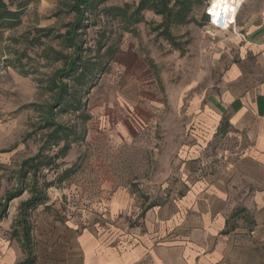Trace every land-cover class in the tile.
<instances>
[{
	"label": "rangeland",
	"instance_id": "374dc122",
	"mask_svg": "<svg viewBox=\"0 0 264 264\" xmlns=\"http://www.w3.org/2000/svg\"><path fill=\"white\" fill-rule=\"evenodd\" d=\"M72 1L39 0L29 5L21 24L5 31L0 41V202L17 189L21 162L38 152L49 132L44 127V107L53 101L48 81L62 62L48 50L71 53L53 36L64 34L74 20L66 7ZM136 1L104 0L103 5ZM100 8L86 13V27L77 39L82 57L103 69L82 95V115L55 111V122L76 128L78 138L66 157L56 161L58 169L43 170L40 182H50L69 168L75 172L46 190L48 201L31 214L32 235L36 218L48 232L53 222L93 231L97 222L108 220L112 198L123 199L124 194L139 216L151 204L176 199L185 190L186 171L192 176L189 183L224 180L233 189L250 187L258 174L257 167L243 158L244 143L234 135L212 137L206 129L215 128L206 121L226 61L216 60L209 38L201 32L203 8L194 13L196 23L172 29L182 51L156 37L145 23L136 25L134 33L123 32ZM144 17L155 24L161 21L151 12ZM263 20L264 0H244L237 26L250 29ZM40 28L53 33L42 37ZM100 42L111 46V55L104 54L106 47L97 50ZM218 128H224V120ZM56 151L53 148L51 154ZM28 197L25 189L8 203L0 232L10 236L18 206ZM115 220L137 225V218L124 212Z\"/></svg>",
	"mask_w": 264,
	"mask_h": 264
},
{
	"label": "crops",
	"instance_id": "0c3cea01",
	"mask_svg": "<svg viewBox=\"0 0 264 264\" xmlns=\"http://www.w3.org/2000/svg\"><path fill=\"white\" fill-rule=\"evenodd\" d=\"M237 30L245 40L220 33L212 49L226 67L206 121L215 128L206 129L212 137L234 135L245 144L243 158L258 171L250 187L189 183L186 171L185 190L176 199L151 204L138 216L130 196L113 197L108 220L93 231L53 222L48 232L36 218L35 264H264V20ZM223 120L226 128H218ZM121 212L136 217L137 225L115 220ZM24 258L20 242L0 232V264Z\"/></svg>",
	"mask_w": 264,
	"mask_h": 264
},
{
	"label": "trees",
	"instance_id": "16d2710c",
	"mask_svg": "<svg viewBox=\"0 0 264 264\" xmlns=\"http://www.w3.org/2000/svg\"><path fill=\"white\" fill-rule=\"evenodd\" d=\"M39 0H0V41L5 31L16 28L21 24V18L28 6ZM207 0H137L133 3L122 5H103L104 0H73L67 4V12L74 14V20L66 25L64 34H58L70 54L50 48L48 51L56 62H62V67L55 70L48 81V89L53 93V101L44 107V127L49 130L45 140L38 152L23 160L16 172L17 189L5 194L3 202H0V222L7 215V205L13 199L19 197L25 189L29 191V197L18 206V212L11 224L10 237L20 242L25 258L18 264H35L34 239L32 235L33 224L31 214L39 206L45 205L48 201L46 190L57 186L67 180L75 172L72 168L58 172L54 180L40 182L43 170L58 169L60 164L57 160L64 159L71 149V143L77 141L78 133L76 128H69L55 122L56 112L83 114L84 104L82 95L92 86L96 74L103 69V65L94 64L82 57V48L77 39L78 32L86 27L83 22L86 20V13L100 8V12L106 18L116 21L123 32L134 33L135 26L140 23L149 25L156 37L162 38L174 49L182 51V44L172 32L173 28L196 23L194 13L196 10L205 8ZM151 12L161 21L157 24L147 22L144 13ZM207 15L203 12L199 24L204 26L207 23ZM38 33L48 38L52 30L40 28ZM41 43L40 39H35ZM105 48V55L112 54L111 46L100 42L97 46L99 51ZM34 106L33 104L31 105ZM41 108V107H40ZM227 123L224 121V128ZM60 143H63L60 146ZM57 151L51 154V150ZM28 184H25L27 178ZM152 204L150 207L154 206Z\"/></svg>",
	"mask_w": 264,
	"mask_h": 264
},
{
	"label": "built area",
	"instance_id": "2783aa9c",
	"mask_svg": "<svg viewBox=\"0 0 264 264\" xmlns=\"http://www.w3.org/2000/svg\"><path fill=\"white\" fill-rule=\"evenodd\" d=\"M244 4V0H217L215 12L210 11L212 0L206 2L204 13L207 15V23L202 26L201 32L209 38V48L213 49L220 33L230 32L245 40V35L237 30L236 18Z\"/></svg>",
	"mask_w": 264,
	"mask_h": 264
},
{
	"label": "bare ground",
	"instance_id": "6f19581e",
	"mask_svg": "<svg viewBox=\"0 0 264 264\" xmlns=\"http://www.w3.org/2000/svg\"><path fill=\"white\" fill-rule=\"evenodd\" d=\"M216 1H217V0H212L213 5H212L211 8H210V11H211L212 13L215 12V4H216Z\"/></svg>",
	"mask_w": 264,
	"mask_h": 264
}]
</instances>
